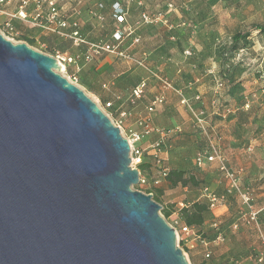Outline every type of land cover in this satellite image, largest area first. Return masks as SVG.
I'll return each mask as SVG.
<instances>
[{
    "label": "water",
    "instance_id": "1",
    "mask_svg": "<svg viewBox=\"0 0 264 264\" xmlns=\"http://www.w3.org/2000/svg\"><path fill=\"white\" fill-rule=\"evenodd\" d=\"M0 33V264H189L108 117Z\"/></svg>",
    "mask_w": 264,
    "mask_h": 264
},
{
    "label": "rangeland",
    "instance_id": "2",
    "mask_svg": "<svg viewBox=\"0 0 264 264\" xmlns=\"http://www.w3.org/2000/svg\"><path fill=\"white\" fill-rule=\"evenodd\" d=\"M54 1L56 5H61L70 0ZM114 1L122 0H100L95 7L91 8V11H94L93 13L99 16L97 20L95 19L99 23L98 26H102L98 30H94L91 35H96L97 39L109 41V43L113 41L111 40V33L113 30L119 28L117 25H114L111 16V5ZM138 1L136 0V4L134 0L130 2L127 12V18L129 17L128 19H130L127 23L128 26H120L123 27L120 30L124 34L129 30L131 35L125 37V40L119 46H122L133 58L142 61L144 67L127 63L112 54H104L103 56L109 55L112 58L114 67L105 72L104 69L102 71L87 70L88 72L86 71L81 76V80L80 82L78 81L76 86L109 119L115 122L117 114L112 109H106L104 105L106 101H102V98L99 99V96L103 97L111 93L110 86L124 91L131 84L135 85L140 80H147L146 93L137 101L132 115L123 121L122 136H126L129 133L128 125L131 122L128 121L134 117L136 119L144 118L147 115L146 106L154 96L159 95L162 91L157 82L148 78L146 69L157 71L166 76L172 83L179 86L189 98H192L197 91L194 88V84H192L193 82L187 81V77L200 79L198 77L199 72L193 73L188 71L189 68L187 66L193 62L203 63V66L212 65L218 67L219 73L215 72V76L226 72L231 73L238 84V89L243 88L244 91L248 92L247 94L253 92V86L258 87L254 92H260L259 97L257 96L253 99L254 112L258 116V119L252 123V127L255 133L262 134V136L248 137L249 135L245 133L246 129H241L239 131H242L244 135L240 139L241 141L227 144L223 139L220 140V136L215 130H210V122L208 119L206 120L208 134L218 142L219 148L228 161L229 167L237 173L241 187L244 190L249 189L250 187L246 183V180L248 177L247 172L253 166L251 164H256L254 165L255 167H252L254 168V173H256L260 164L264 163V92H261L264 91V37H259L256 33L252 32L247 39L248 51L246 55L240 58L238 63L231 64L228 67L220 61L217 52L229 41V38L235 32L248 31L253 24H259L264 21V0H141L140 6L137 5ZM99 4L102 6H99ZM81 5L79 4V6ZM141 11L149 15L159 16L160 19L164 17L167 22L141 23L140 19H138V16L140 17L142 13ZM80 13L83 14V18L88 14L85 8H81ZM66 14H70L69 9H67ZM94 18L92 17L91 20ZM3 21L4 17L0 16V23ZM85 24L86 31H90L89 26L86 27ZM124 27L129 28L124 29ZM40 32L42 35H46V37H52L50 34ZM0 33L13 44H27L26 41H32L31 45H27L44 55L50 56L54 51H57L45 41L39 40V42L35 43L34 40L14 35V32H8L2 26H0ZM133 36H143L145 40L133 43V39L131 38ZM171 37L173 39H170ZM72 48H74L72 52L79 57L81 67L84 64L81 61L83 52H79L77 50L79 48L73 46ZM147 51H154V53L146 57ZM184 51H189L190 55H184ZM143 53L146 55L143 56ZM165 54H168L170 57L168 63ZM202 55L203 57L207 55V58H203ZM94 65L95 62L84 64L86 68H92ZM180 66H185V71H187L185 76H181L180 73L176 72ZM73 71V68H67L68 74ZM79 73H81V69ZM119 73H123V75L117 78L116 74ZM108 82H113L114 85L108 87L105 84ZM103 84L105 85L103 86ZM214 84L212 83L213 87ZM241 84L244 87H241ZM86 85L89 87L86 88ZM199 85L200 83H196V86ZM127 95L122 100L124 102L122 108L131 109L125 102ZM164 96L165 99L162 105L158 106L156 116L150 122L153 132L148 139V142H156V148L159 150V153H156V156L149 155L148 157L151 159L150 167L141 173L139 172L140 176L145 175L146 183H138L131 188L143 194H147L149 191L150 194H154L156 187L152 184V179L157 175L159 170L163 169L168 171L182 170L185 172V177L193 175L199 180L200 184L197 187L187 186L183 188L179 185L176 187L167 185L159 197L158 205L161 207L159 214L163 217L165 212H171L165 221L174 225L175 222H183L179 212L182 207L188 206L195 201L205 200L203 198L202 186H209L216 194H223L225 186L215 164L203 167H198L195 164L197 155H201L206 151L207 140L198 128L189 110L182 107L178 103L177 98L170 92H165ZM201 101L195 102L193 99H190V105L195 109H203ZM144 144L142 143L140 146L145 148ZM166 153L167 157L165 156ZM226 201L228 211L219 219L221 220V224L216 227H210L212 223L210 221L199 231V234H202L211 242L209 246L211 257L204 260L203 256L200 255L199 261L203 264H264V262L259 263L256 261V255L262 253L263 249L256 228L247 225L241 218L242 213H244L243 206L236 196L227 198ZM213 218L215 219V217ZM232 223L237 224V229L233 230L231 228ZM219 233H221V239L217 240L216 236ZM188 254L189 252L186 254L187 259ZM189 264H191L190 261Z\"/></svg>",
    "mask_w": 264,
    "mask_h": 264
},
{
    "label": "built area",
    "instance_id": "3",
    "mask_svg": "<svg viewBox=\"0 0 264 264\" xmlns=\"http://www.w3.org/2000/svg\"><path fill=\"white\" fill-rule=\"evenodd\" d=\"M6 5V0H0V16L4 17V21L0 23L4 29L8 30V32H13L12 22L19 21L24 24L31 25L33 28H37L40 31L58 36L64 40H69L74 47H84L85 53L82 54L81 61L86 64L90 63L95 59L102 57L104 54H112L115 57L130 63L136 66L144 67L143 62L133 58L130 54H128L125 50L120 49V44L125 36H130L131 33L128 32L124 34L119 28L115 29L112 34L113 43H104V42H89L85 40L77 30H73L70 33L65 32L67 26V21L63 16L62 11L57 8V5L54 0H20L17 10L15 12H7L3 6ZM33 6V10L28 12V8ZM46 8L44 11L43 8ZM114 16L117 19V22L123 23L124 21V13L121 12V8L118 4L114 5ZM146 13H141L140 21L142 23L153 24L156 22L165 23L163 19H160L159 16H153ZM76 27V25H74ZM15 35V33H14ZM133 43H137L139 41L138 38H133ZM184 55H190L189 51H184ZM52 58L55 59L56 63L61 67L60 74L71 84L77 85L78 83V74L80 72V61L79 57L76 55H70L66 52L54 51L51 55ZM239 56V55H238ZM73 68V72L68 74L67 68ZM149 77L155 79L160 89L161 93L156 96L154 99L150 101V103L146 106L147 116L145 118L139 119L137 122L138 129L129 130L128 135L122 136L128 142L130 151L129 157L131 159V167L137 169V166L144 162V159L149 156V152L147 148H142L139 144L142 142L144 138H148L151 136L153 132V127L150 124L153 117L156 116V109L158 106H161L165 96V92H170L174 96L178 98V102L182 107H185L189 110L191 115L193 116L195 123L197 124L200 131L205 135L207 140V149L201 154L197 155L195 158V164L198 167L208 166L211 164H215L217 171L219 172L221 178L227 184L228 195L234 194L240 204L244 208V213H242L241 218L247 224L256 228L258 232V237L260 240L261 247L263 249L262 253H258L256 255V261L261 263L264 259V237L260 232V227L258 223V210L254 206V201L251 196V193L248 190H244L241 187L239 178L237 173L233 171L227 164V160L223 153L221 152L217 141L212 138L207 131V122L206 115L204 109H195L190 105V100L184 95L182 90L177 89L173 86V84L165 77H163L159 72L146 69ZM146 80H141L129 94V103L134 106L136 101L139 100L145 90H146ZM217 89H221L223 86L219 81H216ZM195 102H200L201 97L199 95H195L193 97ZM106 109H109L112 105L111 102H107L104 104ZM250 106L249 100L246 101L244 108L248 109ZM105 114V113H104ZM117 119L113 122L111 119L110 122L113 126L117 127L120 131L122 130L123 121L126 118H129L132 115L131 111H127L125 109L118 108L116 111ZM154 147L156 152L153 155H157L159 150ZM167 170H159L157 175L152 179L153 185H158L167 175ZM139 183H146L144 177H141L139 174ZM203 197L207 199L209 202L210 210H214L218 204L225 203L224 196H216L211 192L204 189L202 191ZM170 227L173 228L176 236V245L186 256L188 253L185 251L187 249L194 248V245H198L203 249V259L207 260L211 257V251L209 250V246L211 242L208 240L201 238L196 231L192 227H188L183 222H175V224L168 223ZM217 224H213V227H216ZM217 240L221 239V235L216 237ZM187 257V256H186Z\"/></svg>",
    "mask_w": 264,
    "mask_h": 264
},
{
    "label": "crops",
    "instance_id": "4",
    "mask_svg": "<svg viewBox=\"0 0 264 264\" xmlns=\"http://www.w3.org/2000/svg\"><path fill=\"white\" fill-rule=\"evenodd\" d=\"M131 1L132 0L120 1L122 3L123 8L125 9L124 26L127 25L128 20H130V19H128L129 17L127 18V12H128V8H129ZM19 2H20V0L17 2H16V0H6V5H4L3 8L7 12H15L17 10ZM99 2H100V0H70L69 2H66L65 4H61V5L57 4V8H59L62 11L63 16L68 23L67 31L77 30L79 32V34L85 40H87L89 42H99L100 41V42H104V43H109V41L97 39L98 37L96 35L95 36L91 35L94 30H98L99 27H102V26H98L99 23H97L95 21V19L97 20V18H99V16L97 15L98 16L97 17L96 14L93 13L94 11H91V8L95 7V5ZM134 2L136 4V0H134ZM141 3H142V1L139 0L137 2V5L140 6ZM79 4H82V5L79 6ZM14 6H15V8H14ZM99 6H102V5L99 4ZM81 8L82 9L85 8L87 10V13H88V14H86V17H84V18L82 17L83 14L80 13ZM44 9H45V7H44ZM67 9H69V13H70L69 15L66 14ZM32 10H33V6H30L28 8V12H30ZM92 17L93 18L95 17V18L93 20H91ZM138 19H140L139 16H138ZM84 23H86L85 24L86 27L89 26L90 31H88V32L86 31ZM12 24H13V32L15 33V35H20L21 37H25L26 39L34 40L35 43L39 42V40L42 42L45 41V42H47V44L49 46L54 47L57 51L66 52L68 54L74 55V53L72 52V51H74V48H72L73 45L71 44V42L69 40H64V39H62L58 36H55V35H52V37H49V36L46 37V35H44V34L42 35V33L40 32L39 29L33 28L31 25L24 24V23L19 22V21L14 20L12 22ZM74 25H76V27ZM114 25H116V24L114 23ZM128 28L129 27H124V29H128ZM113 32H114V30H113ZM113 32L111 33V40H113L112 39ZM87 37H89V39H87ZM104 37H106V35H104ZM125 37H128V36H125ZM125 37L123 38L122 42L125 40ZM138 39L141 40V42H143L145 40V38L143 36L142 37L138 36ZM170 39H173V37H171ZM110 43H112V42L110 41ZM76 48H79V49H77L79 52L84 51L83 47H76ZM151 53H154V51L148 52L147 55L145 53H143V56L146 55V57L147 56L149 57L152 55ZM165 58L167 59L166 61L168 63L169 58H170L169 55L165 54ZM112 67H114L112 58L109 55H105V56L98 58L95 62V65L92 68H86L84 66V64L81 65V73H79V78L81 80V76L83 74H85L87 70L91 71L94 69L96 71H102L104 69V72H105V71L111 70ZM161 67H163V66H161ZM187 67L189 68V70H188L189 72L190 71L191 72H199L198 77L200 79H198V78L193 79L192 78V80H190L191 78L187 77L188 78L187 81L193 82L192 84H194V88L197 91V93H195V95H199L201 97V100H202L201 103L203 104V107H204L203 109L205 111L206 120L208 119V121L210 122L211 127H209V128L213 131L215 130L219 134L220 140L223 139L224 141L227 142V144H234V143L240 142L241 141L240 139L244 137V135L242 134V131H239L241 129H246L245 133H246V135H249L248 137H254V136H258V135L262 136V134L255 133L254 132L255 130L252 127V123H254L255 120L258 119V116L254 112L255 108L253 106L254 105L253 99H255L257 96L259 97V94H260L259 91H258L259 93L254 92L256 90V88L258 89V87L253 86L252 87L253 92H251L250 94H247L248 92L244 91L243 88L241 89V92H239L238 94H236V92L232 94L230 92V89H232L234 84L236 85V82L232 83L230 85L227 84V85H225L224 88L222 87L221 89H217L216 80H215L216 76L214 75V73L215 72L218 73V71H219L218 67L212 66V65L203 66L200 70H196L194 65H188ZM176 72L180 73L181 76H185V74L187 73V71H185V66L178 67ZM122 75H123V73H119V74H116V77L120 78ZM208 75H211V76H208ZM196 83H200V85L196 86ZM212 83H215L214 87H213ZM105 84L108 87L110 85H114L113 82L112 83L108 82ZM105 84H103V86ZM135 85L131 84L129 87H126L124 91L118 90V89L110 86V89L112 90V92L106 96H103V97L99 96V99L102 98V101L111 100V101H114L116 104H119L122 106V105H124V102H122V100L124 99V97L127 94L130 93V91L132 90V88ZM88 87L89 86L86 85V88H88ZM241 87H244V85L241 84ZM216 91H218V92H216ZM261 92H264V91H261ZM213 93H215V94H213ZM237 95L240 98L238 100L236 99ZM193 97L192 98L187 97V98L190 100V99H193ZM244 98H247V100H249V102L251 100L250 106L248 108L250 110L241 107V105L244 101ZM177 100H178V98H177ZM131 111H133V108L131 109ZM240 116H242L244 118L242 122L239 118ZM139 119H142V118H139ZM139 119H136L134 117L130 121H128V122H131L128 125L129 130L138 129L137 122ZM171 121H173V120L171 119ZM149 138L150 137L144 138L139 145H141L142 143L144 144L145 141H147L144 144V146H145V148L148 149L149 155H153L156 152V150L154 148L156 146V142H152V141L148 142ZM236 138H238V139L236 140ZM217 144H218V142H217ZM218 146H219V144H218ZM165 156L167 157V153L165 154ZM227 164H228V161H227ZM251 165H253V166H251V168H249V172H247L248 177H247L246 183L250 187L247 190L250 191L251 196H252L253 201H254V206L259 212L258 223H259V227H260V232H261L262 236L264 237V163L260 164L256 173H254V168H252V167H255L254 165H256V164L253 163ZM228 166H229V164H228ZM249 167H250V165H249ZM227 211H228V205L226 203L218 204L214 210H211V214L215 218H220V217H223L225 215V213H227ZM217 223H218V225H220L221 220H219ZM231 228L233 230L237 229V224L232 223ZM188 252H189L188 259H189L191 264H201V262L199 261V257H200V255L203 254L202 247H200L198 245H194V248H192V250L188 251Z\"/></svg>",
    "mask_w": 264,
    "mask_h": 264
},
{
    "label": "trees",
    "instance_id": "5",
    "mask_svg": "<svg viewBox=\"0 0 264 264\" xmlns=\"http://www.w3.org/2000/svg\"><path fill=\"white\" fill-rule=\"evenodd\" d=\"M115 4H118L119 5V7L121 8V12L122 13L125 12V9L123 8L122 3L120 1H114L113 4L111 5V16H112V19H113L114 23L120 29V28H123V27H120V26H123L124 25V21H123V23H120V24L117 22V19L114 16V10H113ZM43 10L45 11L46 8L45 9L43 8ZM163 20L165 22H167L164 17H163ZM12 27H13V24H12ZM67 27H68V23H67L66 29L64 31L70 33L71 31H67ZM252 32L256 33L259 37H261V36L264 37V21L262 23H259V24H253L248 31H245V32L238 31V32H235L234 34H232V36L229 38V41L226 42L225 45L217 52L220 61L223 62L224 65H226L228 67L231 64L238 63V60L240 58L244 57V55H246V52L248 51L247 50V39L250 37V34ZM134 37L138 38L137 36H133L131 38L133 39ZM26 42H27L28 45H31V43H32V41H29V42L26 41ZM112 43H113V41H112ZM120 49L121 50H124L122 46L120 47ZM82 52L85 53V48H84V51H82ZM70 55H73V54H70ZM202 57H203V55H202ZM203 58L206 59L207 58V55H205ZM96 60L97 59L93 60V62H96ZM93 62H91V63H93ZM191 65H194V67H195L196 70H200L203 67V63H200V62H197V63L196 62H193V63H191ZM227 73L228 72L219 74L215 78L216 81H219L222 84L223 88L227 84L230 85L232 83H235V80H234L235 78L232 77V74L231 73L230 74L229 73L227 74ZM161 75L163 77L167 78L163 74H161ZM148 78H150L153 81L157 82L155 79H153V78H151L149 76H148ZM190 80H192V78ZM78 81L80 82L79 75H78ZM146 84L148 86L147 80H146ZM172 84H173V86L175 88L182 90L176 84H174V83H172ZM147 86H146V90H147ZM237 86H238V84L236 83V85L234 84V86L232 87V89H230V92L232 94L235 93V92H236V94H238L239 92H241V89L239 90ZM159 88H160V86H159ZM146 90H145L144 94L146 93ZM182 92H183V90H182ZM129 94L126 97L125 102L132 109V108H134V106L136 104L134 106H132L129 103ZM144 94H143V96H144ZM156 96H158V95H156ZM236 99L237 100L240 99L238 95L236 96ZM137 101H136V103H137ZM246 101H247V98H244V101H243L241 107L244 108V105H245ZM107 102H111V105L112 106L109 109H112L115 114H116V111H117L118 108L125 109V108H122L121 105L115 104L114 101H106L105 103H107ZM131 109L126 108L125 110L131 111ZM239 118H240L241 122L244 119L242 116H240ZM150 160L151 159L149 157L145 158L144 159V162L142 164H140L139 166H137V168H138L137 170H139V172L141 173L146 168H149L150 167V164H151ZM141 177H145V175H143ZM222 181L224 182V186H225V189H224V193L223 194H216L209 186H206V185L202 186V191L204 189H206L207 191L211 192L212 194H214L216 196H224L225 197V203H226L227 202L226 201L227 198H230V197L232 198L235 195L234 194L228 195L226 193V191H227L226 190L227 189V184H226V182L223 179H222ZM199 184H200V181L197 180L193 175H189L188 177H185V172L184 171H182V170H173V171H168L166 177L158 185H154L156 187L155 188L156 190H155V193L154 194H150V191L147 192V194L152 195L153 201H155L158 204L159 203V197L162 195L163 190L167 187V185L170 186V187H176V186L179 185V186H181V187L184 188V187H187V186L197 187ZM203 198L205 199L204 201H195V202H192L188 206L185 205L184 207H182L179 210V212H180V215H181V218H182L184 224L187 225L188 227H192L201 238L206 239L205 236H203L202 234H199V231L201 230V228H203L205 225H207V223H209L210 221H212V223L210 224V227H213V224H215V223L217 224V226H219L217 222L219 221V219L221 217L220 218H215V219L213 218V216H212V214L210 212L211 210L209 208V202L207 201V199L205 197H203ZM170 214H171V212H165L164 215H163V218L166 219L167 217L170 216ZM218 235H221V233H219ZM185 249H186L185 251H187V252L189 251V249H187V248H185ZM263 262H264V259H263V261L261 263H263ZM201 264H203V263H201Z\"/></svg>",
    "mask_w": 264,
    "mask_h": 264
}]
</instances>
